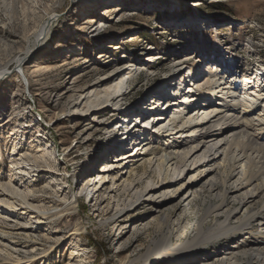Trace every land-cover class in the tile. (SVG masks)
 Segmentation results:
<instances>
[{
    "label": "rangeland",
    "instance_id": "rangeland-1",
    "mask_svg": "<svg viewBox=\"0 0 264 264\" xmlns=\"http://www.w3.org/2000/svg\"><path fill=\"white\" fill-rule=\"evenodd\" d=\"M171 12L181 23L171 26ZM41 25L48 30L35 41ZM200 47L206 60L196 62L189 55ZM19 57L25 58L20 68L14 63ZM217 57H230L226 64L233 60L240 72L264 71V0H0V70H7L0 80V192L6 193L0 206L20 214L0 220V255L24 258L34 251L32 264H147L148 258L133 261L155 237L152 222L161 205L185 195L197 212L208 195L216 196L211 184L219 185L227 175L223 150L228 159L238 150L209 142L217 150L214 162L204 160L203 148L188 156L185 171L164 170L158 147L191 142L188 125L200 124L207 114L195 120L183 116L171 127L159 121L137 135L142 141L127 143L120 138L129 118L117 116L127 108L130 118L140 112L149 118L155 110L157 115L178 112L160 106L165 99L160 107L151 106L156 92L172 100L184 90L183 78L195 82L194 90L196 84L207 87L205 64ZM122 67L132 71L131 79L126 74L104 81ZM115 94L123 96L103 111ZM187 103L201 111L207 104L217 110L223 102ZM262 109L254 117L264 123ZM85 113L91 116L87 122ZM117 132L118 148L111 151ZM146 143L151 145L144 148ZM128 153L135 157L121 161ZM11 162L19 165L12 168ZM47 164L52 171H43ZM144 167L154 173L145 174ZM12 171L18 182L9 176ZM167 174L177 178L174 185L161 183ZM139 179L142 184L135 185ZM137 204L144 206L136 209ZM44 209L60 213L48 220ZM181 215L172 222L179 224Z\"/></svg>",
    "mask_w": 264,
    "mask_h": 264
},
{
    "label": "bare ground",
    "instance_id": "bare-ground-1",
    "mask_svg": "<svg viewBox=\"0 0 264 264\" xmlns=\"http://www.w3.org/2000/svg\"><path fill=\"white\" fill-rule=\"evenodd\" d=\"M177 17L179 18L176 13H170L168 22H170L171 26H176L181 23L180 19ZM41 26L42 27L36 33L34 38L35 41L43 39V32L48 30L47 26ZM99 28L100 25L96 30ZM34 47H36V44H34L33 49ZM115 48H117V45ZM196 50L199 51V53H196V55H189V57L192 56V59L196 62H200L204 57L206 60L203 48L200 47V50L198 48ZM227 59L231 60L230 57H217L210 63L205 64L204 71L206 70V66L210 68L211 65L213 67L220 66L222 68L226 64ZM23 60H25V58L19 57L15 59L14 63L20 68ZM230 60H228V63L225 68H223L224 70L222 69L221 73H214L217 68L209 71L208 86L203 89L200 88L199 84H196L195 90L192 89L195 82L193 83L192 80L188 82L187 78H183L180 81L185 88L181 90V92L177 91L175 94H172V100L168 99L166 101L167 98L165 94L159 95L158 92H156L155 95L157 96H155V98L157 99H154L155 103H152L151 106L154 104H158L159 106L162 100L165 99V102L160 106L175 107L176 111H178L171 116L169 114L157 115L155 110L149 118L142 112H140V115L136 116L138 118H130L132 117V112L129 108L122 110L120 112L121 114L117 116L119 120L122 119L124 115V120L129 118L128 126L130 127L128 130L122 129V132H126L122 133L121 137L123 138H120L121 140L125 139L127 143L128 140L132 142L133 139L135 142H138V140L142 141L143 139L137 138V135L142 134L143 136L146 133V126H152L159 121H168L167 123L171 127L183 116H188L189 119L195 120L194 117L199 113L202 115L204 113L207 114L200 124H194V127L188 125V130H191V135L193 136L191 142L182 143L175 141L173 144L164 143L158 147L157 151L159 152L160 150L158 154L162 159L161 165L164 170L165 167H174L175 169L177 168L185 171L188 166V156L191 158L193 155H197L203 148L204 150L201 155L205 158L204 160L209 164L214 162L217 150L214 149L212 146L213 144L208 145L209 142L214 143L219 140L223 142L222 145H227L229 150L232 145L238 150V155L231 159L227 158L228 153L225 152V149L223 150L222 154L224 153V155H226L224 161L229 169L227 175L221 180L219 185H217V183L214 185L211 184V189L216 191L217 194L216 196H212L211 194L208 195L197 212L192 209L191 205L193 200H188V197L185 195H180L176 199H173L172 202L167 203L166 201L161 205L159 212L160 217L154 218L152 222L154 225L155 237L151 240L146 253L143 254L140 259H136L133 262H138L142 259L146 260V258H148L147 264H157L160 262L164 264H230L232 260L237 264H264V123H261L254 117L256 112L264 108V104L262 105V103H264V71L260 69L258 70L259 74L256 75L253 71L248 70L240 72L238 65H236L233 60ZM6 71V69L0 70V80L2 76L5 75ZM126 74L128 80L133 76L129 68L122 67L121 70H113L104 81L115 80L118 75L125 77ZM193 74L197 75L195 64H192L191 77H194ZM237 83L239 84L236 85ZM254 88L255 90H253ZM190 92L193 94L191 99L195 102L198 101V96H195L198 92L199 94H214L217 96L215 104L217 103L216 105L219 106L220 102H223L222 106L217 108V110L215 109L216 111L212 110L210 108L211 106L208 104L206 105L207 107L201 111H197V106H194V109L188 112V105L183 109L182 106L184 102L189 101L187 100V94ZM202 94L201 97H204ZM122 96L123 94H115L103 111H108L114 103L119 102ZM84 98L85 96L82 97L83 100ZM83 100L77 104L82 105ZM198 103L200 102L198 101ZM170 110H168V112ZM262 111H264V109H262ZM74 113L79 114L80 112L77 110ZM85 114V122H87L91 116L89 113ZM260 116L261 115H259V117ZM161 124L157 126H161ZM212 129L215 130L211 131ZM118 136L120 137L117 132L112 142H110L112 143L111 151L118 148V139L116 138ZM22 137L23 135L21 138ZM30 138L31 137H26L25 139L27 140ZM104 138H110V133L106 132ZM209 139L212 140L208 141ZM140 143L143 144V142ZM150 145L151 144L148 145V143H146L144 148ZM17 146L19 147L15 148L18 150L21 149L23 144H17ZM179 150L184 152L183 157L178 156ZM40 151L41 150L38 148L37 152L39 153ZM155 151L156 150H152V153L157 155L154 153ZM18 153L16 155H18ZM133 157L135 156H133L132 153H128V155L124 154L121 157V161H128ZM11 164L12 168L19 165L17 162H11ZM45 167L43 171H52L48 164ZM144 172L145 174L154 173L151 171L148 173L145 167ZM210 172L212 173L213 171L211 170ZM208 175L209 174H207V176ZM9 176H11V179L15 182L19 181L13 171L10 172ZM176 180L177 178H171L167 174L163 176L161 183L172 186ZM232 181L233 183H231ZM39 182L40 181H38V183ZM142 182V179H139L135 185H141ZM35 184L36 181L33 182V185ZM126 193L127 191L124 194ZM5 194V192H0V196H5ZM10 196L15 198V196L11 194ZM28 197L32 199V201L37 200L34 196L28 195ZM95 199L96 197L93 195L92 202ZM143 206V204H137L134 208H142ZM26 212L31 213L28 209ZM178 212L182 213V215L179 219V224L176 225L172 221L175 218L174 215ZM58 213L60 212L49 213L44 209L42 216L44 219L49 220L55 218ZM212 213L214 214L211 215ZM19 215L20 214L13 209L0 206V220L17 218ZM240 236L242 240H240ZM41 237L48 239L47 235L44 234L41 235ZM5 250L7 252L11 251L6 246ZM35 252H37V250ZM13 253L20 256L19 252ZM149 257H152V259ZM33 258H35L34 251H30L27 257L24 258L16 257L14 259L12 256L3 257L0 255V264H32L35 263Z\"/></svg>",
    "mask_w": 264,
    "mask_h": 264
}]
</instances>
